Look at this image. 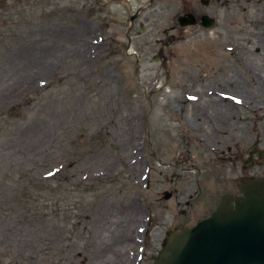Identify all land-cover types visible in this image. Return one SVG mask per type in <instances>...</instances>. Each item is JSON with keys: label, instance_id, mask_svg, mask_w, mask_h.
<instances>
[{"label": "rangeland", "instance_id": "374dc122", "mask_svg": "<svg viewBox=\"0 0 264 264\" xmlns=\"http://www.w3.org/2000/svg\"><path fill=\"white\" fill-rule=\"evenodd\" d=\"M186 12L215 25L182 27ZM227 44L233 70L264 46V0H0V264H153L193 184L190 159L150 161L147 135L180 157L174 96Z\"/></svg>", "mask_w": 264, "mask_h": 264}, {"label": "flooded vegetation", "instance_id": "af4514ba", "mask_svg": "<svg viewBox=\"0 0 264 264\" xmlns=\"http://www.w3.org/2000/svg\"><path fill=\"white\" fill-rule=\"evenodd\" d=\"M202 14L195 15L198 20L196 25L200 26ZM130 45L131 39L128 38L127 47ZM231 46H221L226 48L222 51L229 59L220 68L212 64L215 68L212 75L198 57L194 66L196 72L192 77L195 85L193 92L174 96L178 107L173 109L172 114L176 115L178 125L189 132L185 150L180 152V157L173 162L161 161L153 150L157 142L148 139L147 135L146 156H149L150 161L154 157L161 166L178 168L179 160H191L190 166L180 169L192 172L193 189L187 192L183 200L176 199L175 206L180 207L177 211L179 218L176 217L164 230L162 248L174 231L191 228L209 217L225 195H241L249 184L264 181V46L256 47L251 56L247 54L246 46L240 48L238 60H235L239 66L234 70L231 67L233 62L230 56L234 52ZM233 73L237 77L232 76ZM234 84L247 86L251 98L246 99L243 92L235 90ZM187 104L193 105V108L190 107V117L185 110ZM150 161L145 164L147 190L153 173ZM173 192L178 191L164 190L161 195L169 200ZM195 206L199 208L200 214L193 221L190 215Z\"/></svg>", "mask_w": 264, "mask_h": 264}, {"label": "water", "instance_id": "95a60500", "mask_svg": "<svg viewBox=\"0 0 264 264\" xmlns=\"http://www.w3.org/2000/svg\"><path fill=\"white\" fill-rule=\"evenodd\" d=\"M177 20L182 27L197 24L191 12ZM213 23L207 14L200 17L205 29ZM241 193L225 195L217 209L192 228L174 231L153 264H264V181L249 184Z\"/></svg>", "mask_w": 264, "mask_h": 264}]
</instances>
